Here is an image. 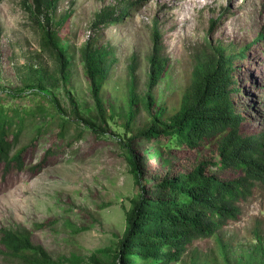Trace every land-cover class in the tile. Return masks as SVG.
<instances>
[{
    "label": "rangeland",
    "instance_id": "rangeland-1",
    "mask_svg": "<svg viewBox=\"0 0 264 264\" xmlns=\"http://www.w3.org/2000/svg\"><path fill=\"white\" fill-rule=\"evenodd\" d=\"M31 5L32 0H0V107L10 113L14 109L35 113L28 116L17 146H26L24 170L5 171L0 165V264H22L7 252L1 230L27 231L33 243L54 258L76 254L85 262L99 248H114L123 234L126 212L139 192L124 143L132 132L116 115L109 120L107 134L69 123L60 135L59 113L75 121L74 110L83 115L94 112L81 56L90 40L109 51L111 70L104 95L117 112L132 81L137 95L146 92L156 44L168 59V72L153 93L158 104L171 107L190 84L199 58L214 47L235 55L253 42L233 70V88L240 91L231 93L230 99L245 116L242 133L264 135V38L259 40L264 0H57L51 24L72 59L65 77L54 57L41 48L42 31ZM124 6L129 10L119 21L96 25L99 13L117 15ZM148 119L141 109L136 126L143 127ZM36 125H44L40 134ZM131 146L146 157L148 176L161 170L164 154L159 151H167L157 141L137 138ZM213 147L203 149L202 155L212 156ZM198 154L199 150L180 149L171 160L176 168L185 169ZM236 173L220 171L223 178ZM240 206L238 220L213 237L197 239L194 248L208 254L224 250L233 264L251 251L264 233V186L255 187ZM68 221L86 229L73 231Z\"/></svg>",
    "mask_w": 264,
    "mask_h": 264
},
{
    "label": "trees",
    "instance_id": "trees-1",
    "mask_svg": "<svg viewBox=\"0 0 264 264\" xmlns=\"http://www.w3.org/2000/svg\"><path fill=\"white\" fill-rule=\"evenodd\" d=\"M56 1L32 0L29 9L42 31L41 48L54 57L59 73L65 77L72 59L69 48L61 46L59 31L51 24L55 20ZM128 10L129 7L124 6L117 15L101 12L96 25L119 21ZM216 21L217 18L212 20V25ZM263 38L262 30L259 40ZM251 44L235 55L214 47L211 53L199 58L190 84L179 103L171 107L158 104L153 93L168 72V59L162 56L156 44L149 59L146 92L143 96L137 95L132 81L128 96L117 112L115 103L106 101L104 95L111 70L109 51L88 41L81 56L90 80L94 112L83 115L74 110L75 121L59 113L62 116L60 135L69 123H82L97 135L107 134L110 119L119 115L124 120L126 129L132 132V136L124 140L126 159L139 188L126 212L125 229L114 248L97 249L87 262L76 254L54 258L42 245L33 243L27 231L1 230L7 252L22 264H233L224 250L219 254L204 253L194 248V242L213 237L230 221L238 220L240 205L252 196L255 187L264 186V135L242 133L245 116L236 111L230 99L231 93L240 91L233 88V70L236 63L247 56ZM141 109L149 119L143 127H137L135 121ZM29 115L35 113L21 109L10 113L9 109L0 107V165L4 164L5 171L25 168L26 146H17ZM49 122L52 123L51 120L46 123ZM44 125L35 126L39 134ZM137 138L155 140L167 151L166 154L162 149L159 151L160 155L164 154L162 167L151 176L145 171L146 157L137 154L131 146ZM210 145L215 146L212 156L202 155L203 149ZM185 148L199 150V154L190 167L176 168L171 160L174 151ZM223 170L238 174L234 178H223L220 174ZM68 225L73 231L86 229L70 221ZM243 256L236 264H264V233L257 238L255 247Z\"/></svg>",
    "mask_w": 264,
    "mask_h": 264
},
{
    "label": "bare ground",
    "instance_id": "bare-ground-1",
    "mask_svg": "<svg viewBox=\"0 0 264 264\" xmlns=\"http://www.w3.org/2000/svg\"><path fill=\"white\" fill-rule=\"evenodd\" d=\"M179 1V0H178Z\"/></svg>",
    "mask_w": 264,
    "mask_h": 264
}]
</instances>
